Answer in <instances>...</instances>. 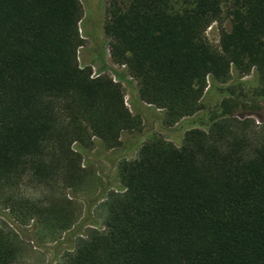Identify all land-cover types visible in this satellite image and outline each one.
Masks as SVG:
<instances>
[{
    "label": "trees",
    "instance_id": "1",
    "mask_svg": "<svg viewBox=\"0 0 264 264\" xmlns=\"http://www.w3.org/2000/svg\"><path fill=\"white\" fill-rule=\"evenodd\" d=\"M109 1L111 61L167 124L199 112L209 84L253 73L264 90V0ZM224 11L230 30L217 49L205 32ZM82 15L79 0H0V208L49 234L68 230L71 212L25 197L22 185L83 186L82 152L96 141L114 149L141 125L120 84L79 65ZM214 113L179 147L154 136L122 160L104 228L60 264H264V135ZM20 245L0 220V264L19 261Z\"/></svg>",
    "mask_w": 264,
    "mask_h": 264
},
{
    "label": "rangeland",
    "instance_id": "2",
    "mask_svg": "<svg viewBox=\"0 0 264 264\" xmlns=\"http://www.w3.org/2000/svg\"><path fill=\"white\" fill-rule=\"evenodd\" d=\"M79 1L83 10L79 25L83 45L77 52L79 65L89 67L92 77L108 75L120 84L126 106L133 116L140 118L141 125L137 131L124 132L119 146L114 149H105L96 141L93 147L82 152L81 168L87 175L83 186L76 189L59 187L50 191L28 182L22 185L21 192L25 197L43 205L53 203L71 212L72 223L68 230L49 234L37 219L19 224L7 210L0 208V220L20 235L22 257L15 264H60L79 240L87 238L90 230H102L107 215L106 196L120 191L117 179L120 162L135 158L148 139L162 137L179 147L187 131L203 127L209 114L218 109L232 115L235 124L244 128L252 138L264 135V90L253 73L239 79L233 76L226 84H209L199 112L176 124H167L164 112L140 102L136 81L126 75L124 67L111 61L108 40L103 32L110 1ZM221 29L230 30L225 11L221 21L212 23L205 32L208 43L217 49Z\"/></svg>",
    "mask_w": 264,
    "mask_h": 264
}]
</instances>
